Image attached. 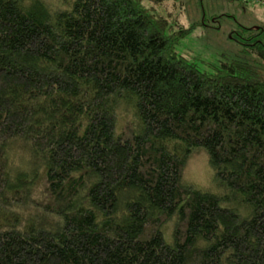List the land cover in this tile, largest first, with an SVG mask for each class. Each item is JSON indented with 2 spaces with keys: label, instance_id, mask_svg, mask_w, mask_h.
<instances>
[{
  "label": "trees",
  "instance_id": "1",
  "mask_svg": "<svg viewBox=\"0 0 264 264\" xmlns=\"http://www.w3.org/2000/svg\"><path fill=\"white\" fill-rule=\"evenodd\" d=\"M61 1L0 0V264H264L259 69L200 70L144 0Z\"/></svg>",
  "mask_w": 264,
  "mask_h": 264
},
{
  "label": "rangeland",
  "instance_id": "2",
  "mask_svg": "<svg viewBox=\"0 0 264 264\" xmlns=\"http://www.w3.org/2000/svg\"><path fill=\"white\" fill-rule=\"evenodd\" d=\"M61 0H52L59 6ZM147 8L167 18L181 27L193 28L190 35L181 41L177 52L195 63L202 71H211V65H218L222 60H248L255 65L264 78V62L258 63L249 51L252 47L246 41L257 32L244 30L259 27L264 30V0H167L162 5L148 0L143 1ZM220 18V19H219ZM219 19V20H215ZM121 118V125L123 119ZM15 162L21 163L27 153L14 151ZM26 166V164H25ZM24 166V167H25ZM183 181L200 191L212 192L218 190L215 173L209 164L208 156L203 151H196L189 159L184 171ZM174 220L163 229V235L171 243Z\"/></svg>",
  "mask_w": 264,
  "mask_h": 264
},
{
  "label": "flooded vegetation",
  "instance_id": "3",
  "mask_svg": "<svg viewBox=\"0 0 264 264\" xmlns=\"http://www.w3.org/2000/svg\"><path fill=\"white\" fill-rule=\"evenodd\" d=\"M244 30H253V31H257L258 30L255 35H252L253 37L251 39L256 38L255 39V43L257 42V43L261 44L264 47V30L262 31V29L260 27L258 29H255V28H245ZM247 40L248 39H246V41Z\"/></svg>",
  "mask_w": 264,
  "mask_h": 264
}]
</instances>
